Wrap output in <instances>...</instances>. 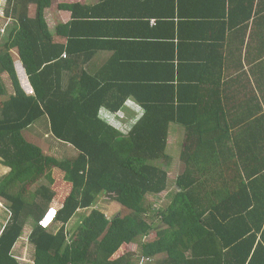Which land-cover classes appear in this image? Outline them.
<instances>
[{"label":"trees","instance_id":"trees-1","mask_svg":"<svg viewBox=\"0 0 264 264\" xmlns=\"http://www.w3.org/2000/svg\"><path fill=\"white\" fill-rule=\"evenodd\" d=\"M52 3L0 0V17L13 21L9 30L4 21L0 43V162L10 168L0 176V200L10 211L0 233V264H21L14 252L30 221L34 264H139L140 257L145 264H264V173L240 169L241 153L225 137L234 123L203 119L212 109L202 95L195 97L185 110L195 119L180 118L187 132L173 154L184 166L173 176L176 189L166 206L150 202V195L171 186L164 166L175 162L169 129L177 108L96 88L86 72L65 85L57 69L70 49L54 40L46 15ZM80 7L62 5L82 18ZM88 39H81L83 47ZM125 111L140 115L128 127L127 118H117ZM43 118L47 133L76 155L49 153L42 136L31 131ZM104 194L123 206L112 217L96 207ZM51 208L56 230L44 223ZM80 210L90 211L68 229ZM132 243L139 255L129 250Z\"/></svg>","mask_w":264,"mask_h":264},{"label":"crops","instance_id":"crops-1","mask_svg":"<svg viewBox=\"0 0 264 264\" xmlns=\"http://www.w3.org/2000/svg\"><path fill=\"white\" fill-rule=\"evenodd\" d=\"M74 4L81 5L82 18L62 8ZM46 15L54 40L70 49L57 69L65 85L86 72L96 88L129 91V101L176 106L169 129L172 156L186 138L180 118L195 119L185 110L202 95L212 109L203 119L234 123L225 137L241 153L240 169L264 173V0H53ZM81 39H88L84 47ZM139 116L128 118L126 127ZM112 118L117 121L107 115ZM173 159L184 168L178 156ZM9 169L0 162V176Z\"/></svg>","mask_w":264,"mask_h":264},{"label":"rangeland","instance_id":"rangeland-1","mask_svg":"<svg viewBox=\"0 0 264 264\" xmlns=\"http://www.w3.org/2000/svg\"><path fill=\"white\" fill-rule=\"evenodd\" d=\"M3 5H5V0H3ZM33 9H35V8H33ZM2 13H3L2 10H0L1 15H2ZM4 21L11 23L8 28L6 27L7 30L10 29V26L13 23V21L10 22V20L5 19L2 16L0 17V33H1L0 34V43L2 42V39L4 40V38H5V37L4 38L1 37L3 35L2 29L5 27ZM16 58H17V56H16ZM3 76H4L5 80L7 79L6 80L7 85L10 86L11 85L10 83H12V82L9 80L7 74H4ZM125 113H126L125 116L119 115V117H117V118L121 119V120H123L124 118L128 119V118H131L134 114V113L127 112V111H125ZM45 122L42 121V122L34 125L31 128V131L36 135H38V133H41L42 140H44L46 142V144L48 146H50L49 153L55 154V156L59 157L60 159H64V158L76 155L77 151L72 146L67 145L65 143H62V142L54 139V137L49 133H48V135H45L48 131V128H49L47 123H45ZM114 124L118 125V126H124L126 123L117 122ZM162 165H164V163H162ZM164 167H166L168 170H170V177H173L174 175L178 176V174L182 170L181 165L180 166L171 165V168L169 166L168 167L164 166ZM0 173H1V171H0ZM170 183H171V186L169 187V189L167 191H165L161 194H158V195H150L149 201L166 206L170 201L169 192L176 189L174 177L170 180ZM96 207L99 209H102L107 215H109V217H112V215L116 214L118 211L123 209V206H120V204H118V202L116 203L110 194L102 195L100 198V201L97 203ZM88 211H90V210H80V212L76 215L74 220L71 221L67 225L68 229H70V227L77 222V220L81 214H83L84 212H88ZM54 213H55V209L51 208L50 212L48 213V215L46 217V220L44 221V223L46 225H48V227L51 230L52 229L56 230L58 228V224H56L53 221ZM9 217H10V211L7 207V202L5 200H3V201L0 200V233H1V225L3 226V224L7 222ZM32 224H33V221H30L29 225H27V227L25 228V231L23 232L22 238L18 241L17 246L15 248L14 253L18 257L21 264H34V261H33V259H34V245L29 240V235H30V232L32 229ZM129 250L138 253V255L140 254L139 253V245L137 243L130 244ZM146 260H147L146 258L140 257L139 258V264H145ZM137 262H138V258H137Z\"/></svg>","mask_w":264,"mask_h":264},{"label":"built area","instance_id":"built-area-1","mask_svg":"<svg viewBox=\"0 0 264 264\" xmlns=\"http://www.w3.org/2000/svg\"><path fill=\"white\" fill-rule=\"evenodd\" d=\"M2 31H4V30H2Z\"/></svg>","mask_w":264,"mask_h":264}]
</instances>
